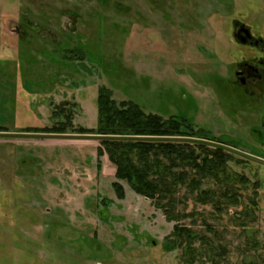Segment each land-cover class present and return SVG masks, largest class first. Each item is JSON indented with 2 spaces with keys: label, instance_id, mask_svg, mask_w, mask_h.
Returning a JSON list of instances; mask_svg holds the SVG:
<instances>
[{
  "label": "rangeland",
  "instance_id": "obj_1",
  "mask_svg": "<svg viewBox=\"0 0 264 264\" xmlns=\"http://www.w3.org/2000/svg\"><path fill=\"white\" fill-rule=\"evenodd\" d=\"M239 4L0 0V264H188L183 244L167 238L175 221L125 180L117 197L97 140L20 130L64 120L94 127L103 85L117 101L185 116L201 135L260 154L249 139L259 103L229 84L246 51L225 30ZM244 159L230 166L250 179L242 206H177L178 223L197 236L191 264H264V166Z\"/></svg>",
  "mask_w": 264,
  "mask_h": 264
},
{
  "label": "trees",
  "instance_id": "obj_2",
  "mask_svg": "<svg viewBox=\"0 0 264 264\" xmlns=\"http://www.w3.org/2000/svg\"><path fill=\"white\" fill-rule=\"evenodd\" d=\"M96 105L94 127H73L64 120L51 126H26L20 131L104 136L96 139L99 144L96 152L98 159L106 155L115 168L111 186L117 197L124 198L120 181L125 180L135 193L152 200L168 221L176 222L167 238L183 244L187 263L191 264L197 236L189 227L178 223L177 206L188 199L209 204L218 212L242 206L250 179L244 172L232 171L230 166L245 159H237V154L221 146L196 140L210 139L236 148L201 135L187 117H163L143 110L131 100L117 101L103 85L97 88ZM98 168L101 169L100 161ZM248 200L251 206L257 205L254 198ZM249 211L242 207L240 213L248 215Z\"/></svg>",
  "mask_w": 264,
  "mask_h": 264
},
{
  "label": "flooded vegetation",
  "instance_id": "obj_3",
  "mask_svg": "<svg viewBox=\"0 0 264 264\" xmlns=\"http://www.w3.org/2000/svg\"><path fill=\"white\" fill-rule=\"evenodd\" d=\"M238 2H240L239 5L232 6L233 13H230L225 30L231 42L243 46L246 51L245 55L233 64L229 84L233 90L244 93L249 103L252 101L259 103L256 106L257 109H254L259 114L255 125L250 126L252 130L249 139L261 146L260 154H257L253 152L255 149L252 144L245 143L243 149L248 156L236 152L234 154L264 166L250 158L264 160V0H238ZM245 6L248 11L256 10L255 14L259 12L260 17L255 18L254 16L250 19ZM18 31H21L20 28Z\"/></svg>",
  "mask_w": 264,
  "mask_h": 264
},
{
  "label": "water",
  "instance_id": "obj_4",
  "mask_svg": "<svg viewBox=\"0 0 264 264\" xmlns=\"http://www.w3.org/2000/svg\"><path fill=\"white\" fill-rule=\"evenodd\" d=\"M21 134L22 135L46 136V137L87 138V139H95V140L96 139H100V138H104V136L95 135V134H76V135H73V134H56V133H49V134H26V133L24 134V133H21ZM196 140L207 142V143H210L212 145L221 146V147H223V148H225L227 150L242 154L244 156H248V155H246V153L244 151H242V150H240L238 148H235L233 146H230V145H227V144H223L221 142L213 141V140H210V139H203V138L196 139ZM250 158L254 159L255 161H257L259 163L264 164V160L257 159V158H254V157H250Z\"/></svg>",
  "mask_w": 264,
  "mask_h": 264
},
{
  "label": "crops",
  "instance_id": "obj_5",
  "mask_svg": "<svg viewBox=\"0 0 264 264\" xmlns=\"http://www.w3.org/2000/svg\"><path fill=\"white\" fill-rule=\"evenodd\" d=\"M1 27H3L4 28V31H5V29H6V33H7V35H11V28H10V26H9V24H8V26L6 27V26H4V25H2Z\"/></svg>",
  "mask_w": 264,
  "mask_h": 264
}]
</instances>
